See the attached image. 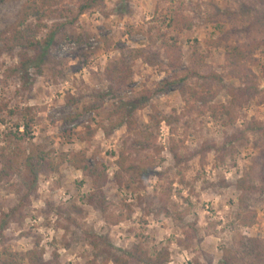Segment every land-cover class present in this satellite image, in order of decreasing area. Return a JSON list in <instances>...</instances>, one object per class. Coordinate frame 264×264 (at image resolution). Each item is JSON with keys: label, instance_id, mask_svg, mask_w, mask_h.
<instances>
[{"label": "rangeland", "instance_id": "374dc122", "mask_svg": "<svg viewBox=\"0 0 264 264\" xmlns=\"http://www.w3.org/2000/svg\"><path fill=\"white\" fill-rule=\"evenodd\" d=\"M25 1L0 0V34L16 21ZM102 1L74 25L56 31L41 72L29 67L22 73L24 82L20 73L10 72L19 63L22 48L9 50L0 43V148L10 134L24 136V123L31 118L29 133L21 141L26 149L30 143H40L55 154L85 151L91 163L107 170L109 181L103 195L94 201L103 203L105 210L86 201L90 179L69 162L53 175L40 171L35 190L26 187L21 173L8 180L0 176V254L3 249L24 254L38 243L45 260L56 251L62 264H102V258L94 262V251L86 239L90 233L105 239L117 252L142 242L151 253L167 247V264H216L222 258V248L234 246L235 241L264 240V196H247L241 203L235 188L236 181L252 167L259 146H264L263 48L248 64L257 76L258 94L234 109V123L212 119L208 111H200V104L191 110L180 95L179 85L154 96L136 112L144 125L155 124L151 115L168 116L172 121L171 125L160 123L156 149L146 150L145 154L157 160L156 168L136 182L137 190L123 191L112 182L125 128L108 133L104 130L110 124L108 114L121 100L140 97L168 75L158 65L138 59L132 65L130 85L113 92L103 75L104 68L137 49L161 54V33L182 47L185 65L194 48L208 53V64L223 75L225 86L214 102L228 104L225 89L240 87L241 82L226 75L227 41L247 39L244 31L255 14L242 7L253 1ZM66 2L75 10L79 0ZM182 15L189 25H183ZM48 34L49 29L43 30L39 38L43 40ZM253 35L260 37L259 29ZM211 40H219V45L208 47ZM68 96L78 99L79 105H69ZM84 106L93 109L83 111ZM26 109L29 114L23 115L21 111ZM9 110L18 112L10 116ZM76 113L81 115L67 121ZM176 117L181 121L176 122ZM88 125L96 129L89 142L79 138ZM238 131H244L247 140L238 141L224 163L216 159L214 150L205 152L219 146L227 134ZM171 141L179 147L180 164L170 153ZM170 181L174 182L172 200L177 206L164 209L159 198ZM122 203L131 204L132 213L117 222V215L126 213ZM185 232L190 236V246L179 244L180 239L188 240Z\"/></svg>", "mask_w": 264, "mask_h": 264}, {"label": "trees", "instance_id": "16d2710c", "mask_svg": "<svg viewBox=\"0 0 264 264\" xmlns=\"http://www.w3.org/2000/svg\"><path fill=\"white\" fill-rule=\"evenodd\" d=\"M67 0H26L22 5L16 21L0 34V43L7 49L13 50L16 47L22 48L19 54V63L14 65L10 72L20 73L24 82V75L29 67H35L41 72V64L46 57L47 50L52 43V37L59 29L74 25L83 14L94 10L102 5V0H79L77 8L71 9ZM72 1V0H70ZM251 4H243L248 13H254L255 18L244 31L247 39L233 43L227 41L224 54L226 75L241 82L240 87L226 88V94L230 98L229 103H215L219 93L225 88L223 75L217 73L208 64V53H203L197 48L191 52L189 63L184 64L182 47L168 41L166 34L161 33V48L163 52L152 54L146 49H137L128 56L122 54L106 65L103 75L109 82L113 92L122 91L127 88L133 80V63L143 59L152 65H158L166 74V78L156 85L153 90H144L138 98L121 100L108 114L109 126L104 127L105 132L125 128L124 141L121 149L116 154L115 170L112 176L114 185L123 191H135L136 182L145 178L156 168L157 160L146 150L157 147L158 131L161 122L171 125L172 121L168 116L158 117L151 115V122L155 124H141L136 112L142 110L146 103L154 96L170 91L174 86L179 85V92L185 104L192 109L200 104V111H208L214 120L223 119L226 123H234V109L241 108L252 101L258 94V79L252 72L249 65L255 61L257 52L264 49V0H252ZM230 16V14H228ZM183 25H189L188 18L181 16ZM49 29V34L41 40L40 34L43 30ZM259 29L261 36L255 37L253 31ZM208 47L219 45V40H211ZM264 71V66H263ZM26 86V85H25ZM26 88V87H25ZM69 105H79L80 101L70 96L67 97ZM93 107L84 106L83 111H91ZM18 111L9 110V115L14 116ZM23 115H28L26 109ZM81 114L76 113L67 119L73 120ZM30 118L24 123L26 135L30 130ZM176 122L181 117L175 118ZM225 123V122H224ZM154 125V126H152ZM155 129L153 130V128ZM251 130L252 128H247ZM96 129L85 126V132L79 135L81 140L89 142L94 136ZM24 136L10 134L6 144L0 148V176L3 179H10L13 175L21 173L26 187L36 189L35 182L40 171L45 170L53 175L58 173L61 167L69 162L76 170H80L90 179L91 192L85 196L86 201L105 210L103 203H95V198L103 195V188L109 181V174L99 163H91L87 152H60L55 154L52 149L46 148L40 143H30L27 149L22 146ZM247 140L244 131L227 134L219 146H212L205 150H214L216 159L224 163L227 156L235 151V144L238 141ZM179 147L171 141L170 153L176 164L182 162ZM159 173V176H162ZM173 181L168 183L160 200L164 209L168 205L174 209L177 204L172 200ZM235 188L242 203L247 196L255 194L264 196V146L258 148V153L253 159L252 167L236 181ZM126 213L120 212L117 215V222L128 219L132 213V205L122 203ZM164 211V210H163ZM162 211V212H163ZM166 213V211H164ZM256 215L250 216L254 222ZM189 236L188 232H185ZM88 244L94 251V262L98 258L103 259L102 264H167L170 253L167 247L157 249L151 253L146 244L139 242L130 249L117 252L109 243L96 235L87 234ZM180 245H191L190 236L188 240H178ZM222 258L216 264H264V240L259 238H242L234 246L224 247ZM56 251L51 259L43 258V250L37 243L31 250L24 254H18L8 249H3L0 254V264H62ZM196 264H202L196 262ZM213 264V263H208Z\"/></svg>", "mask_w": 264, "mask_h": 264}]
</instances>
